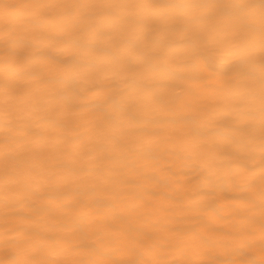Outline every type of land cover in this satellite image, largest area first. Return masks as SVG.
<instances>
[{
  "label": "bare ground",
  "instance_id": "bare-ground-1",
  "mask_svg": "<svg viewBox=\"0 0 264 264\" xmlns=\"http://www.w3.org/2000/svg\"><path fill=\"white\" fill-rule=\"evenodd\" d=\"M260 38V0H0V264H264Z\"/></svg>",
  "mask_w": 264,
  "mask_h": 264
},
{
  "label": "snow or ice",
  "instance_id": "snow-or-ice-1",
  "mask_svg": "<svg viewBox=\"0 0 264 264\" xmlns=\"http://www.w3.org/2000/svg\"><path fill=\"white\" fill-rule=\"evenodd\" d=\"M255 5L251 4H241V5H204V7L208 8H229V7H254ZM4 7H10L9 5H5ZM62 7H70V6H62ZM260 27H261V38H260V87L262 97H264V0H260ZM250 42L245 35H238L236 39V43L233 44V48L236 51L233 53L237 56L238 60L243 61L244 57L247 55V48L249 47ZM262 112H264V105H262ZM261 148L264 150V121H262L261 127ZM260 240L262 249H264V192H262V213H261V221H260ZM5 264H46L44 261L33 260V259H24V260H9L6 261ZM236 264H251L249 261H239Z\"/></svg>",
  "mask_w": 264,
  "mask_h": 264
}]
</instances>
